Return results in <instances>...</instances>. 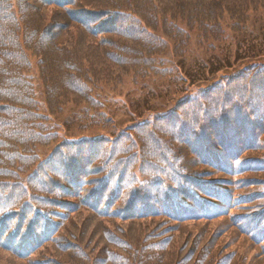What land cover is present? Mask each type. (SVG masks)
Listing matches in <instances>:
<instances>
[{"label": "trees", "instance_id": "trees-1", "mask_svg": "<svg viewBox=\"0 0 264 264\" xmlns=\"http://www.w3.org/2000/svg\"><path fill=\"white\" fill-rule=\"evenodd\" d=\"M262 11L264 0H0V264H264V192L237 194L264 181L251 156L264 68L209 80L205 59L202 82L186 66L193 36L216 53L226 17L251 37ZM168 56L198 89L174 110L150 104L180 85ZM217 59L213 73L233 67ZM34 60L51 117L79 109L70 124L89 136L60 142L49 127ZM127 79L137 119L119 133L109 106Z\"/></svg>", "mask_w": 264, "mask_h": 264}, {"label": "rangeland", "instance_id": "rangeland-1", "mask_svg": "<svg viewBox=\"0 0 264 264\" xmlns=\"http://www.w3.org/2000/svg\"><path fill=\"white\" fill-rule=\"evenodd\" d=\"M252 17H253L252 19L253 25L250 30L251 37L248 34L243 35V33L241 34H236L235 32L233 33L231 29L232 25H231L230 19L226 17L223 24L225 23L230 24V28H228V25L225 26V35L227 38L223 43L218 44L216 53L207 54L203 50H199V48H197V45H196L197 37L193 36L194 39L192 41V46L190 47L191 48L190 57L186 61V66L187 68H189L187 71L191 69L193 75L195 76L199 75L200 81L204 80L205 79L204 72H205V67H206L205 59H210L208 61L209 69H207V72H206V77L209 80L213 79L216 76L220 78L224 75H232L236 73L237 71H240L241 70L240 67H242V65L246 67L249 65H254V67H257L260 69L264 68V11L253 14ZM240 41L245 42V45L241 49H240V46H238ZM170 53H172V51H170ZM228 54L230 55V58H232V62H227L226 64L229 65L231 63L233 67L231 68L225 67L224 71H222L221 73H213L216 68L213 67L211 71L210 68L212 67V64H214L215 66L217 64V67L220 65L217 57L224 61L227 59ZM168 59H170L169 56H168ZM170 60L173 62V70L175 71L174 74L176 75V79H177L176 80L175 78H173V80L175 79V81L177 83H180V85L178 89L174 87L173 91L169 92L168 94L166 92H164L163 94H156V99L155 100L153 99L150 101V104L154 105L155 108L157 107V105H160L162 107L163 106L162 104H167L169 102L170 109H174L175 107L174 105L177 103V100H179V98H183L184 96L188 95V92H191V91H193L194 93H198L197 87L189 88L191 84L190 82H188L189 77L186 74V72L182 69L183 63H181V61H184V60H180V59L178 60L170 59ZM33 66L35 68V71H33L32 76L34 77L35 89L37 91V100L39 104L38 110L41 111V113L45 115V118L47 119V121L50 122L49 127L56 129V132L60 134L61 136L60 142L61 141L67 142V140H71L75 138L73 136L81 135L84 138L89 136V134H91L92 132L89 131L87 132V134H84V133L82 134L79 131L80 128L78 129L76 125L70 124V121L76 118L77 115L81 113V110L79 109L76 110V108L68 107V108H65V111L62 114H59V116L56 115L54 117H51L50 111L48 109V103H47L48 100L46 99L45 88L43 87L42 81H40L38 77V66L36 65V62L33 63ZM195 66H197L198 70H195ZM170 79L171 77L167 78V81L170 82ZM202 82L198 84H201ZM131 86H133L132 79H127L126 82L122 85V88L120 89L121 92L117 93L120 97L119 98L117 97L111 100L112 103L109 106V108H111L112 113L113 111L115 112V116H116L115 117V122H116L115 130L118 131L119 133H123L124 130L128 129V127L133 125V124L128 123L132 121V118L137 119V116L135 114H133L135 115L134 117L129 116V112L134 110L132 103L134 101H139L137 99L132 100L133 99L132 92L134 91V89L132 91ZM158 89L160 88L158 87ZM139 92L142 94H146L145 92L144 93L141 91ZM191 95H195V94H191ZM144 100L145 98H143V102L140 101L139 103V105L142 107L145 105ZM125 104H126L127 109L124 108ZM148 115H149V118H148L149 121H153L154 120L153 115L151 114H148ZM56 147L57 145H54L51 147L40 148L41 156L43 157L42 159L45 160L47 158L46 156L48 155L50 156ZM260 149H261V152H257L256 154H251V156L264 159V144L261 145ZM247 157L250 158L249 155ZM261 176L264 177V174ZM252 177H255V175L245 174L243 176H240L239 180L240 179H251ZM241 182H244V181H240L239 184H241ZM245 183L248 185L246 187H243L240 185L241 188H238L237 194L242 195L244 193H252V192L255 193L256 191L264 192V190L262 189L264 185V181L263 183H260V184L253 183V182L252 183L245 182ZM1 184L4 185L5 182ZM257 204H259L260 208L264 207V203L262 202H259ZM229 237L230 236L223 237L221 240L224 241ZM238 245H240V243H236L234 245L235 247H233L232 249H235Z\"/></svg>", "mask_w": 264, "mask_h": 264}]
</instances>
